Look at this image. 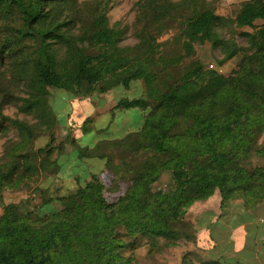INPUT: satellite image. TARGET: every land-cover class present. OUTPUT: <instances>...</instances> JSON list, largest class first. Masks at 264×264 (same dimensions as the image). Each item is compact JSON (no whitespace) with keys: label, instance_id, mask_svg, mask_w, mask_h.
Returning <instances> with one entry per match:
<instances>
[{"label":"trees","instance_id":"obj_1","mask_svg":"<svg viewBox=\"0 0 264 264\" xmlns=\"http://www.w3.org/2000/svg\"><path fill=\"white\" fill-rule=\"evenodd\" d=\"M73 4L0 0V129L14 126L21 137L0 158V193L28 189L39 175L56 174L61 168L52 156L66 145H56L60 124L49 103L51 88L77 98L143 81L144 96L120 98L114 107L143 113L138 129L116 144L129 154L149 156L131 168V184L116 202L107 200L105 184L93 173L76 192L45 199L51 210L5 205L0 215V264H133L125 252L140 248L143 238L150 242L149 254L161 238L169 245L195 239V225L182 215L217 191L222 210L234 200H241L248 213L263 205L264 162L255 164L254 159H264V0L245 1L236 14L237 26L254 30L243 33L245 48L233 36H223L228 20L206 0H139L140 42L127 46L120 45L123 31L118 23H109L104 10L72 33L61 10ZM177 15L185 54L165 58L154 31L176 21ZM206 42L223 54L219 64L240 56L235 73L225 75L194 61L173 83L163 81L160 64L166 69L179 65L194 55L195 44ZM91 47L98 51L89 52ZM7 104L36 122L6 115ZM36 129L48 132L50 139L35 150ZM71 139L69 134L67 141L76 146ZM105 144L102 140L80 148L79 157L107 159L111 167L112 159L102 151ZM167 172V192L153 193L152 184Z\"/></svg>","mask_w":264,"mask_h":264},{"label":"rangeland","instance_id":"obj_2","mask_svg":"<svg viewBox=\"0 0 264 264\" xmlns=\"http://www.w3.org/2000/svg\"><path fill=\"white\" fill-rule=\"evenodd\" d=\"M67 1V0H66ZM72 0L74 3L62 8L63 19L70 21L68 26L74 34L90 25L92 15L98 10H104L109 19V23H118L123 31L120 45H136L140 42L139 33L141 23L139 20L138 2L139 0ZM179 1V0H173ZM247 0H206L207 6L216 9V13L225 17L228 25L221 32L224 37L233 36L236 42L245 48L248 43L243 35L245 32H253L250 27H239L235 23L236 14L242 4ZM63 5L65 1L61 2ZM18 14V13H17ZM12 21L16 18L11 16ZM181 18L177 15L176 21L166 22L165 26L154 31L158 33L160 53L165 58H172L185 54L179 40ZM160 33V34H159ZM91 53H96L97 48H88ZM64 53V48L59 51ZM223 58L220 49L211 43L195 44V53L191 57H186L181 64L164 68L160 64L157 68L163 81L168 84L173 81L192 62L199 61L209 68H214L222 74L230 75L235 73L240 56L228 60L224 64H219ZM7 67H2V70ZM8 80V77L7 79ZM15 93L20 89L13 87ZM49 103L52 111L59 121V126L55 129L56 145H66L61 152L58 150L53 154V159H58L61 168L58 173L51 172L39 175L32 187L24 190L4 189L0 193V215L5 205L9 203L28 204L34 211L37 208L47 209L45 199L67 195L76 192L81 185H85L91 179L93 173H98L106 187L105 196L109 202H116L125 193L131 184V168L141 164L149 156L146 152L129 154L118 146L116 142L124 138L127 133L134 132L142 124L143 113L140 109H114L120 98H136L144 96L145 86L143 81H137L130 88L118 87L106 93H94L85 97H71V93L65 89L51 88ZM4 112L6 115L27 121L30 124L36 120L20 112L13 104H7ZM90 119L88 123L85 121ZM43 130V129H41ZM35 130L34 149L45 146L49 141L48 132L39 134ZM71 134L72 141L76 146L69 144L67 136ZM20 133L13 126L8 131L0 129V158L4 157L7 148L13 142L20 141ZM105 141L102 149L112 159L113 163L107 166V159L99 157L83 159L79 157V149L93 147L99 141ZM264 144V134L260 139ZM32 146V147H33ZM76 147V148H75ZM126 161L128 165L122 162ZM255 164L263 163L264 159H254ZM112 168V169H111ZM171 174L165 173L160 180L151 186L153 193H166L170 183ZM221 194L215 192L209 199L197 201L182 215L183 220L191 221L195 225L192 230L196 238L189 244L183 240L181 244L169 245V240L161 238L149 254V240L143 238L141 247L125 252L127 258H132L133 264H152V260L157 264L165 263L163 259L180 261V259H190L191 261H202L206 259H218L221 264H260L264 262V204L260 205L253 212H246L241 200L233 201L225 210H222ZM56 208H60L59 202L53 203ZM243 207V208H242ZM51 210V207L48 208ZM47 209V210H48ZM44 211V210H43ZM212 212L207 214V212ZM220 213L223 217L215 215ZM231 212L235 214L230 218ZM231 221V225L227 222ZM234 229L231 233L225 227ZM197 240L203 244L198 246ZM184 243V244H183ZM152 258V260L150 259Z\"/></svg>","mask_w":264,"mask_h":264},{"label":"crops","instance_id":"obj_3","mask_svg":"<svg viewBox=\"0 0 264 264\" xmlns=\"http://www.w3.org/2000/svg\"><path fill=\"white\" fill-rule=\"evenodd\" d=\"M243 208V207H242ZM214 212V214L215 215H217V216H219V218L221 219L223 216L220 214V213H218V212H215V211H213ZM212 212H210V211H208L207 212V214H211ZM235 214V212L234 213H232L231 212V215H230V218L231 217H233V215ZM230 218H229V221L227 222V224H230L231 225V221H230ZM232 219V218H231ZM227 230H229L231 233H233L234 232V229L233 228H231L230 226H228L227 225V227H225ZM185 243H190V242H186V241H184ZM181 244V243H180ZM184 244V243H183ZM197 244H198V246L200 247V246H203V244H201V242L199 241V240H197ZM151 260H152V258H150ZM206 260H218V259H206ZM205 260V261H206ZM204 260H202V261H199V262H197V261H191L190 259H188V258H186V259H180V261H175V260H171V259H166V260H164L163 259V262H165V263H162V264H202V262H203ZM218 261H220V260H218ZM221 262V261H220ZM152 264H157V261H153L152 260ZM248 264V263H247ZM260 264H264V262L262 261Z\"/></svg>","mask_w":264,"mask_h":264}]
</instances>
